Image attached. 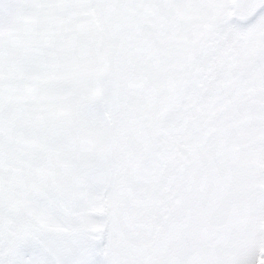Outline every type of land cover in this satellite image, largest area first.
Segmentation results:
<instances>
[{"label":"snow or ice","instance_id":"obj_1","mask_svg":"<svg viewBox=\"0 0 264 264\" xmlns=\"http://www.w3.org/2000/svg\"><path fill=\"white\" fill-rule=\"evenodd\" d=\"M0 264H264V0H0Z\"/></svg>","mask_w":264,"mask_h":264}]
</instances>
